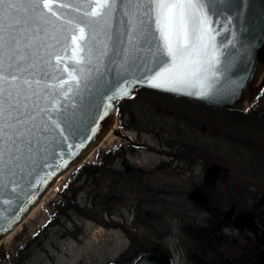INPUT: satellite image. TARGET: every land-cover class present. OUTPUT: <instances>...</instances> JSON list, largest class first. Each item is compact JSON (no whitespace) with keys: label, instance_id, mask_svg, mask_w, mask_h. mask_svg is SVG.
Wrapping results in <instances>:
<instances>
[{"label":"water","instance_id":"water-1","mask_svg":"<svg viewBox=\"0 0 264 264\" xmlns=\"http://www.w3.org/2000/svg\"><path fill=\"white\" fill-rule=\"evenodd\" d=\"M62 2L73 6L53 4V16L42 2L20 0V22L0 28V239L63 174L87 161L116 121V101L137 86L236 110L264 88V0H212L216 15L210 16L205 42L215 59L205 65L202 87L181 92L152 87L150 76L141 78L140 69L152 60L151 37L139 26L151 15L147 4H125L123 10L117 5L115 11L110 6L91 16L85 13L95 4L88 0ZM78 28H84L85 38L73 44ZM6 249L0 243V258ZM132 264H171V258L153 260L143 253Z\"/></svg>","mask_w":264,"mask_h":264},{"label":"flooded vegetation","instance_id":"flooded-vegetation-1","mask_svg":"<svg viewBox=\"0 0 264 264\" xmlns=\"http://www.w3.org/2000/svg\"><path fill=\"white\" fill-rule=\"evenodd\" d=\"M258 99L264 100V89ZM255 104L264 107L254 102L227 111L256 116ZM245 120L224 118L219 134L194 124L197 133L188 142L156 138L157 145L142 137L154 131L138 128L94 162V204L102 203L101 214L115 220L110 225L125 238L103 264H132L143 253L153 260L169 256L171 264H264V182H258L264 178V116ZM138 149L147 156L139 158ZM70 215L49 221L59 229L51 240L67 234Z\"/></svg>","mask_w":264,"mask_h":264},{"label":"rangeland","instance_id":"rangeland-1","mask_svg":"<svg viewBox=\"0 0 264 264\" xmlns=\"http://www.w3.org/2000/svg\"><path fill=\"white\" fill-rule=\"evenodd\" d=\"M255 102L264 103V100ZM256 106L251 108L256 116H243L245 123V119L256 120L264 116V107ZM116 108L118 128L129 135L138 128L154 131L153 137L142 133L145 142L151 145H157L156 138L164 142L174 139L188 142L190 136L197 133L194 124L197 127L205 125L210 134H219L224 118L243 119L227 108L223 111L224 107L218 105L142 86L136 87L133 95L118 99ZM236 133L253 139L245 132ZM120 139L119 136L108 139L95 148L83 166L73 168L59 180L52 196L45 199L9 237L6 256L0 258V264H103L123 247L125 238L110 225L115 220L101 214L102 203L94 204L92 171L94 162L104 160L108 149L118 145ZM161 146L165 148L163 144ZM137 152L143 159L148 150L138 149ZM260 178L261 184L264 178ZM62 214L63 217L71 214V219L65 221L67 234H55L56 238L51 240L49 236L52 232L58 233L59 229L49 226V221L58 222L63 219Z\"/></svg>","mask_w":264,"mask_h":264},{"label":"snow or ice","instance_id":"snow-or-ice-1","mask_svg":"<svg viewBox=\"0 0 264 264\" xmlns=\"http://www.w3.org/2000/svg\"><path fill=\"white\" fill-rule=\"evenodd\" d=\"M39 2H42L43 7L52 12L53 16H57L52 9L53 4L61 8L73 6L71 3H63L62 0H37V3ZM211 2L212 0H88V3H94L95 7L85 14L99 16L103 9L110 6L115 11L117 5L123 10L125 4H147L148 13L151 15L146 26L143 20L139 21V26L145 38L151 37L149 53L152 60L150 64L145 61V65L140 69L143 72L141 78L150 76L147 82L152 87L181 92L186 88L202 87L201 74L208 70L205 65L211 67L215 59L209 55L208 44L205 42V37L212 31L213 21L210 16L216 15L211 8ZM0 6H5L0 8V28L6 29L9 26L7 22H20L17 18V13L21 11L20 0H0ZM136 10L139 11V8ZM125 15L129 13L126 12ZM135 19L133 16V23ZM77 31L79 36H71L73 44L85 38L84 28H78ZM155 33H158V36ZM77 47L79 48V45ZM73 51L75 53L76 50ZM165 57L171 59V66H166L168 59ZM187 94L201 97L208 95L205 91H188Z\"/></svg>","mask_w":264,"mask_h":264},{"label":"bare ground","instance_id":"bare-ground-1","mask_svg":"<svg viewBox=\"0 0 264 264\" xmlns=\"http://www.w3.org/2000/svg\"><path fill=\"white\" fill-rule=\"evenodd\" d=\"M117 127V120L115 121L114 125L112 126V128H116ZM112 128L104 135V137L102 138V141L100 142V144L97 146L99 147L100 145H103L104 143H106V141H108V139L112 138V137H116L115 133L112 131ZM94 151V150H93ZM93 151H91L85 158V160L89 159L90 156L92 155ZM75 168V167H74ZM73 169V168H72ZM70 169V170H72ZM69 170V171H70ZM67 171V172H69ZM67 172L65 174H63L51 187H49L46 192L43 194L42 198L40 199V201L28 212V214L21 220V222L15 226L12 230H10L9 232H7L1 239H0V243H4L7 244L9 243L8 239L9 237L21 226L22 223H24L26 221L27 218H29L30 216H32L34 214V212L36 211V209L42 204V202L49 198L50 196H52L57 183L59 182V180L64 177Z\"/></svg>","mask_w":264,"mask_h":264},{"label":"trees","instance_id":"trees-1","mask_svg":"<svg viewBox=\"0 0 264 264\" xmlns=\"http://www.w3.org/2000/svg\"><path fill=\"white\" fill-rule=\"evenodd\" d=\"M85 163H83L82 165H80V166H83Z\"/></svg>","mask_w":264,"mask_h":264}]
</instances>
